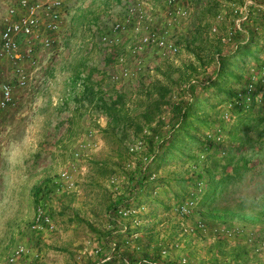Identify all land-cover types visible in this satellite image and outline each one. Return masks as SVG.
I'll use <instances>...</instances> for the list:
<instances>
[{"label": "rangeland", "instance_id": "374dc122", "mask_svg": "<svg viewBox=\"0 0 264 264\" xmlns=\"http://www.w3.org/2000/svg\"><path fill=\"white\" fill-rule=\"evenodd\" d=\"M12 1L3 0L0 3V20L5 5ZM129 1L131 0H65V8L71 10L72 17L60 38L62 48L59 51L53 50L50 54H39V66L35 72L44 79L40 88L31 91L14 88V104L0 117V264H5L6 256L16 243H24L31 249L37 248L42 254L48 253L43 255L46 264H72L73 254L81 257L78 264L83 263L86 255L81 252L86 250V241L95 234L85 222H89L95 228H105V206L120 193L125 183L121 171L132 168L138 158L137 155L126 151L127 143L135 140L147 143L153 134L151 131L153 127L159 128L161 135L166 134V130L175 120L171 114L173 106L183 105L193 96L199 98L210 96L214 91L212 88L203 89L199 86L213 76L219 59L217 53L212 54V51L204 47L207 43L214 44L217 42L216 37L224 34L229 22L225 17L229 4H240L244 0H217L214 14L201 20L199 30L206 41L195 40L194 45H202V49L191 48V51H187L183 47L185 43L183 38L190 40L193 37L195 18L199 17L201 12L192 4L194 1H190L189 17L172 31L179 46L178 53L169 59H159L151 50L143 54L146 68L147 65H154L151 73H143L145 78L147 76V79L158 78L169 87L165 97L168 103L160 104L153 121L143 124L141 118L136 115L140 110L139 104L142 103L143 106L148 103L147 96L145 93L137 96L133 90V93L127 94L129 97L126 107L129 114L137 117L136 120L142 124V128L136 133L129 130L122 138L102 134L106 117L94 110L93 105L75 98L79 96L82 86L86 83L98 86L105 95L111 94L114 90L107 77L114 69L117 57L125 53V46L131 37L123 35L121 45L112 52L102 47L99 35L112 20L121 15L124 4ZM151 1L154 5L160 3V0ZM221 9L225 11L224 19L216 20L215 15ZM252 11H255V7L249 8L248 12ZM244 25L239 43L243 44L248 37L245 33L247 25L254 28V34L259 36L256 45L261 46L260 35L264 29L258 24H253L249 20V15ZM213 26L215 31L211 32ZM216 44L220 46L219 43ZM261 48L259 54L263 56L264 44ZM226 49L220 46V52L231 51V47ZM164 60L173 68L167 70V63ZM188 63L196 67L205 63V68L199 67L191 71L185 67ZM156 66H160V73L155 72ZM181 70L184 71L183 74ZM179 74H182L180 78ZM191 87L195 89L192 93L189 90ZM229 87L234 90L240 89L242 82L232 83ZM258 91L260 88L255 90L254 98H258ZM36 92H43L44 95L41 96L52 93L67 98L61 97L62 101L57 103L58 105L55 103L47 105L46 102L41 105V108H44V115H41L44 118L43 122H39V125L36 123V131H32L29 126L25 130L23 126L26 116L18 113L21 108L18 101H22L25 93L28 95ZM150 98L153 99V96ZM212 100L208 99V102ZM226 101L219 102L212 108L213 110L207 114V121L211 125L200 128L199 132L201 138L208 140L206 135L212 132L215 134V128H220L223 141L217 144L210 140L211 143L207 141L209 144L204 147L193 149L196 164L191 160L183 164L173 160L153 174L152 178L158 182L181 178L185 180L186 185L180 191L175 189L178 191L177 197L170 196L168 187H156L159 198L166 199L163 191L168 194L169 209L164 211L142 205L136 210L132 218L137 220V224L133 226L138 228L136 231L138 234L127 239L131 242L133 256L139 259L147 256L150 261L157 264H165V257H171L175 261L180 255L186 257L188 264H264V218L261 215L264 206V139L254 133H246L248 137L246 136L247 139L244 141L253 143L243 144L234 153L233 158L241 157L248 160L246 163L248 169L241 173L238 182H228L209 208L191 210L188 218L177 216L172 210L173 203L182 199L187 190L195 187V183L203 184L202 191L207 187V169L211 172L214 170L215 178L223 174L220 166L226 161L227 150L229 146H236V143H230L227 130L235 122L237 110L235 108L231 110L232 117L229 122L221 119ZM250 106L252 116L264 112V100H255ZM53 122L52 128L50 126ZM88 130H94L93 142L99 144L93 147L90 154L82 156L77 162L79 171L75 173L74 189L53 193L47 198L49 213L56 224L62 225L61 231L37 238L28 229L36 204L32 186L35 182L54 179L57 171L68 159L70 151L77 148V142L84 138ZM109 142H121L122 147H125L123 163L120 167L109 168L104 176H96L90 162L111 158L114 155L113 146H110ZM27 144L29 147L25 149ZM8 145L13 146L10 151L9 148H4ZM221 151L224 153L221 154ZM211 154L212 157H209ZM213 159L218 160L215 167L211 163ZM229 170L228 166L225 171ZM111 176L117 177V184L109 182ZM68 218L71 221H68ZM197 220L205 223L204 231L192 233L181 231L184 225L192 226ZM162 251L167 253L163 254ZM37 262L33 264H40Z\"/></svg>", "mask_w": 264, "mask_h": 264}, {"label": "built area", "instance_id": "2783aa9c", "mask_svg": "<svg viewBox=\"0 0 264 264\" xmlns=\"http://www.w3.org/2000/svg\"><path fill=\"white\" fill-rule=\"evenodd\" d=\"M250 7H255V11H259L264 16V4H254L253 0H244L239 5L231 3L226 16L223 9L215 15L216 20L224 19V16L229 20L223 34V42L231 41L235 31L243 30ZM190 12L191 6L188 0H160L159 5L152 4L151 0L126 2L121 15L112 20L99 35L102 47L112 52L121 45L123 35L131 37L125 46V53L117 57L114 69L108 74V81L113 87L119 89L124 83L134 81L144 72H152L154 65H147L146 68L143 57L148 50L159 59L175 56L179 46L172 31L189 17ZM71 15V10L65 8V0H13L5 5L0 20V117L9 106L14 104V88L26 91L40 88L44 79L35 72L39 66V54H50L53 50L59 51L62 48L60 38L69 24ZM210 31L214 32L215 27H211ZM243 72L242 88L235 90L233 96L223 106L221 119L226 122L231 120V110L234 108L244 111L253 101L264 100V54L259 56V63L245 64ZM257 88H260L258 98H254ZM214 131L215 134L212 132L206 136L212 142L219 144L223 141L220 128H215ZM93 133L94 130H88L82 141L83 146L88 149L95 146ZM143 148L144 144L141 140L127 143V151L132 155H140ZM80 157L81 150L78 147L70 151L65 164L51 180L52 192L47 196L74 189L77 162ZM109 182L117 184L118 179L111 176ZM202 188L201 182L195 183V187L189 189L184 198L173 203L174 214L188 218L190 211L195 208ZM47 196L37 199L28 226L29 231L37 238H44L54 231ZM136 210L122 206L117 208V214L123 223L119 227L121 231L130 230L137 224V220L132 218ZM204 230L205 223L202 220H197L192 226L186 224L181 228L183 233ZM124 242L131 245L128 240ZM86 243V250L81 252L86 256L100 249L98 245L91 244L90 239ZM114 246L115 241H112L109 244L110 252L101 261L110 258ZM79 258V255L75 256L76 261ZM40 259L41 252L37 248L31 249L24 243H16L6 256L5 264H33ZM141 261L146 262V260ZM148 263L157 264L154 261ZM124 264L133 263L124 260ZM176 264H187L186 257L180 255Z\"/></svg>", "mask_w": 264, "mask_h": 264}, {"label": "trees", "instance_id": "16d2710c", "mask_svg": "<svg viewBox=\"0 0 264 264\" xmlns=\"http://www.w3.org/2000/svg\"><path fill=\"white\" fill-rule=\"evenodd\" d=\"M188 1L190 6L191 2L194 1L192 4L196 8H199L201 12L199 17L195 18V34L190 40L183 38V42H185L183 47L187 51H191V48L194 50H201L203 47L202 45H194L195 40H199V42L206 41V38L201 36L202 33L199 30L201 20L204 19V17L214 14L217 0ZM257 1L262 4L264 3V0ZM258 2H254V4ZM248 15L249 20L253 24H258L264 29V16L259 11H252ZM243 26L245 27V25ZM242 32L243 30L235 31L232 39L241 38L240 35ZM245 33L248 35L245 42L243 44L237 43V46L231 48V51L220 52V46H222L223 49H226V46L229 44L228 42L222 41L224 35H218L216 37L217 42L214 44L207 43V45H205L204 49L212 51V54L217 53L219 59L217 60L213 76L204 82V84H199V86L203 89L212 88L214 91L210 94V96H203L200 98L198 96H193L190 101H186L183 105L173 106L171 114L175 117V120L166 130V134L161 135L159 128H151L153 134L148 138L149 140H147V143H143L144 148L140 155L137 156L138 158L136 163L129 170L121 171V176L125 179V183L123 184L120 193L113 197L112 200L105 206L106 223H108L111 228L108 230L106 228H95L89 222H85L86 226L92 229L96 235L101 236L103 239V250L105 251V249H107V252L99 257L104 258L110 252L109 244L112 241H115L114 251L110 253V258L105 261H90L87 263L84 261L81 264H117V262L118 264H123V260H128L133 264H149L148 262H151L147 256L144 258L141 257V259L133 256L131 253V246L128 244L124 245L125 243L123 239L120 240L119 237L122 233L118 229H121L119 227L123 223L117 214V208L122 206L138 209L142 205L151 206L153 209L160 208L164 211L170 208V204H168V194L163 191L165 193L164 198L166 199L159 198L156 194V187H168L167 191L170 192V196L177 197L178 191L175 189L180 191V189L186 185L185 180L177 178V180L173 181L165 179L159 180L158 182V180H155L151 176L169 161H180V163L183 164L191 160L196 164L195 161L197 160H195L196 158L193 156V149L204 147L208 143L207 141L211 143L210 139L206 140L199 136L200 128H206L209 127L208 125H211L210 122L207 121V114L213 110L212 108H214L217 103L229 100L233 96L235 90L229 87L230 84H239L240 82L243 84L242 71L245 64L248 62L256 64L259 63V53L262 49L261 46L264 44V32L260 35L262 40L261 46L256 45L259 36L254 34L253 27L246 25ZM216 43H219L220 46H217L218 44ZM164 61L167 63V70L173 68L170 66L171 64H168L169 62L167 60ZM185 67L194 71L199 67L204 69L205 63H201V65L197 67L192 63H188L185 64ZM155 70V72L160 73V66H156ZM181 72L182 74L184 73L183 70H181ZM181 75L179 74V78ZM147 77L145 78L144 74L140 75L133 81V84L131 82H127L126 85H123L119 89L114 88L111 94L107 95H105L98 86L95 87L93 84L86 83L82 86L81 92L79 96H77L78 98L76 97L75 99L80 100V102L86 101L87 103L93 105L94 110L103 113L106 117L105 126L102 128L103 135L107 134L112 137L119 136L122 138L127 135L129 130H132L134 133L138 132L142 128L141 123L149 124L152 122L153 116H156L158 112V106L160 104L165 105L168 103L165 100V97L169 91V87L158 78L147 79ZM133 90H135L134 92L137 96H140L143 93L147 96L148 103L143 106L142 103H140V110L136 115L138 118H141V123L136 120V116L129 114L127 110L128 108L126 107L128 106L127 97L133 93ZM189 90L192 93L195 89L194 87H191ZM151 96H153V99L150 98ZM208 99L213 100L212 102H208ZM250 107L251 106L244 111L237 110L235 122L231 124L227 130L230 143H236V146H229L226 153V161L222 164V166H220L221 173H223L221 176L215 178L213 175L214 170L211 172L210 169H207L208 185L200 194L193 210L197 211L199 208H209V206L217 198L222 187L230 181L238 182L240 180L241 173L248 169L246 166L248 160L245 158L242 159L241 157H233L234 153H236L243 144L253 143L244 142L247 139L246 133H254L257 137L264 139V112L257 116H252ZM164 127L165 125L163 124L162 128ZM109 144L110 146H113L112 149L114 155H112L111 158L91 160L90 162L91 168L96 176H104L109 171V168L120 167L123 163V151L125 147H122L121 142H109ZM209 157H212V154ZM240 159H242V161L239 163ZM211 163L215 167L218 164V160L213 159L211 160ZM228 166L230 167V170L226 172L225 169ZM172 186H174V188H171ZM51 190V180L34 184L32 186V194L35 202H37L39 197H46L49 195L50 192H52ZM153 191H155V193H152ZM187 192L188 190L185 192L183 198L186 196ZM261 211V215L264 218V206ZM68 221L71 220L68 218ZM125 231H128V229ZM177 259L175 261H165V264H176ZM141 260H146V262H142Z\"/></svg>", "mask_w": 264, "mask_h": 264}, {"label": "crops", "instance_id": "0c3cea01", "mask_svg": "<svg viewBox=\"0 0 264 264\" xmlns=\"http://www.w3.org/2000/svg\"><path fill=\"white\" fill-rule=\"evenodd\" d=\"M3 1V0H2ZM2 1H0V3H2ZM262 4V3H261ZM264 4V3H263ZM240 39L241 38H236V39H232L230 42H228L229 44L226 46V48H233V47H236V44L237 43H239V41H240ZM1 66V65H0ZM41 94L42 95H44L43 94V92L42 93H34V94H28L27 95V93H25V96H24V98H22V101H18V103H21V108L18 110V113L21 115V116H26V121H25V124H24V128H25V130H27V128H28V126L30 127V129H33L32 131H36L37 130V127H36V123H38V125H39V122H43V117L41 116V115H44V108H41V105H43L45 102L47 103V105L49 104V103H55V104H57V103H61V101H62V98L61 97H63L64 99L65 98H67L66 96H59V95H54V94H52V93H50V94H48V95H45V96H41ZM34 101H35V103H34ZM58 105V104H57ZM48 116V115H47ZM36 117V118H35ZM54 125V122L53 123H51V126L50 127H54L53 126ZM33 127V128H32ZM49 129V127L46 129V130H48ZM33 136V135H32ZM83 138L82 139H80L78 142H77V147L81 150V157L80 158H82V156H84V155H86V154H90V152H91V150L93 149V148H91V149H88V148H86V147H84L83 146ZM99 143L98 142H95V145H98ZM81 146V147H80ZM83 146V147H82ZM27 147H29V145L27 144L26 146H25V149L27 148ZM4 148H9V150L8 151H10L12 148H13V146L12 145H8V146H4ZM82 160V159H81ZM77 171H79V169H77L76 170V172ZM40 176V175H39ZM152 176H153V174H152ZM151 176V177H152ZM44 177V176H43ZM150 177V178H151ZM40 178V177H39ZM41 179V178H40ZM40 183V181L39 182H35L34 184H39ZM125 188V187H124ZM118 193V192H117ZM53 219V218H52ZM57 222L53 219V224H54V231L53 232H50L48 235H50V234H56L57 232L58 233H60V231H61V227H62V225H58V224H56ZM132 227V226H131ZM105 228L106 229H108V228H111L110 227V225L108 224V223H106V225H105ZM121 233H122V235L119 237L120 238V240H122V239H125V240H127V239H130L133 235H136V234H138V232H136L137 230H138V228H135V227H132V229H130V230H128V231H121V229H118ZM90 241H91V244H95V245H98L99 246V250H98V252H96V253H91L90 255H88V256H85V261H86V263L87 262H90V261H92V262H98V261H101V259H103V258H100L99 256H101V255H104V253H106L107 252V249H105V251L103 250V243H102V238H101V236H98V235H96V234H93L90 238ZM36 240V239H35ZM39 241H44V240H40V239H38ZM104 251V252H103ZM42 254V253H41ZM43 255H48V253H43L42 255H41V259H40V262H37V263H40V264H46V262H45V256H43ZM74 258V262L72 263V264H78L79 263V260H80V258L78 259V261H76L75 260V256L76 255H72ZM164 260L165 261H172V258L171 257H165L164 258ZM123 262V264H124V260L122 261ZM85 263V264H86ZM69 264V263H68ZM117 264H118V262H117ZM169 264V263H168Z\"/></svg>", "mask_w": 264, "mask_h": 264}]
</instances>
